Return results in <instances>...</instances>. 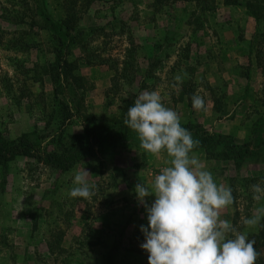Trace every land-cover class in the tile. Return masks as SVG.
Returning <instances> with one entry per match:
<instances>
[{
    "label": "rangeland",
    "instance_id": "374dc122",
    "mask_svg": "<svg viewBox=\"0 0 264 264\" xmlns=\"http://www.w3.org/2000/svg\"><path fill=\"white\" fill-rule=\"evenodd\" d=\"M208 6L91 0L78 28L103 31L85 33L87 46L68 49V58H79L82 87L61 78L54 92L47 74L53 41L38 17L37 25L29 18L44 8L57 19L58 0L36 5L0 0V135L11 139L25 133L39 150H60L72 146L71 135L86 126L97 129L119 117L123 100L133 102L140 92L157 90L181 125L198 123L210 133L253 144L264 137V18L255 29L240 7L220 0ZM184 73L177 84L174 77ZM181 92L189 94V106ZM193 94L204 98L205 110L193 109ZM194 151L218 184L230 187L233 177L236 203L221 217L239 227L258 206L250 185L264 181V147L237 171L230 161ZM162 166L163 155L147 154L139 143L104 144L101 153L65 172L31 157H14L0 166V264H107L109 253L111 264H148L139 228L147 224L146 213L134 186L150 182ZM84 168L97 194L91 200L70 198L73 173Z\"/></svg>",
    "mask_w": 264,
    "mask_h": 264
},
{
    "label": "clouds",
    "instance_id": "9594fccd",
    "mask_svg": "<svg viewBox=\"0 0 264 264\" xmlns=\"http://www.w3.org/2000/svg\"><path fill=\"white\" fill-rule=\"evenodd\" d=\"M174 80L182 83L184 76ZM177 84H173L175 88ZM195 110H205L199 94L191 96ZM125 126L136 133L139 148L154 157H164V166L150 182L135 184L139 205L147 224L139 226L144 236L140 247L148 253V264H256L261 255L249 231L264 228V181L250 185L257 207L241 218L238 227L221 217V211L236 203L233 189L218 184L200 162L195 149L199 140L181 125V117L166 107L157 90L142 91L127 109ZM89 171L76 170L67 195L91 200L97 194L89 182ZM154 199L149 203L147 197ZM243 229V230H242Z\"/></svg>",
    "mask_w": 264,
    "mask_h": 264
},
{
    "label": "trees",
    "instance_id": "16d2710c",
    "mask_svg": "<svg viewBox=\"0 0 264 264\" xmlns=\"http://www.w3.org/2000/svg\"><path fill=\"white\" fill-rule=\"evenodd\" d=\"M37 1L31 0L35 5ZM177 1H191L195 6L202 9H204L203 7H210L208 6L209 3L213 2V0H152V5L158 7ZM90 2L91 0H58L62 13L57 19L50 17L44 8H39L37 12L34 11L33 16L29 18L30 25H37L36 18L38 17L41 21L39 27L46 30L50 40L53 41L51 46L53 61L48 65L47 74L54 85V92L59 87L58 82L61 78L68 85L78 89L82 87L84 77L77 72L79 58H68V49L75 44L81 47L87 46L90 39L84 40L85 33L93 34L103 31L99 27H89L85 30L78 28V21ZM220 2L222 5L244 9L253 19L255 29L264 18V0H220ZM180 95V97L184 96L186 98L189 106V94L181 92ZM132 104L133 102L130 100H123L122 112L119 117L110 119L105 122L108 124L101 125L97 129L86 126L81 134L71 135L75 140L72 146H62L60 150H39L25 133L11 139H5L0 135V166L4 167L7 162L16 156H24L34 158L42 165L58 172H65L84 157L101 153L104 144L130 145L139 143L136 133L123 123L127 109ZM182 126L193 133L194 139L199 140V146L195 150H202L206 159L230 161L236 171L240 170L250 157L255 156L259 153L260 148L264 147V137L256 139L252 144L250 141L235 140L233 136L228 134L210 133L198 123L185 122ZM84 141L86 145H84ZM261 161H264V158ZM229 181L231 187L234 184L233 177H230ZM233 214L235 215V210ZM262 223H264V220H262ZM249 238L256 241L254 246L261 254L256 264H264V228L257 227L253 233L249 234ZM110 257L111 253L106 257L107 264H111Z\"/></svg>",
    "mask_w": 264,
    "mask_h": 264
},
{
    "label": "crops",
    "instance_id": "0c3cea01",
    "mask_svg": "<svg viewBox=\"0 0 264 264\" xmlns=\"http://www.w3.org/2000/svg\"><path fill=\"white\" fill-rule=\"evenodd\" d=\"M226 134H227V133H226ZM231 135H232V134H231ZM234 136H235V135H234ZM199 153H200V152H199ZM201 153H202V152H201ZM202 154H203V153H202ZM223 162H226V163L228 162V163H230L229 161H223Z\"/></svg>",
    "mask_w": 264,
    "mask_h": 264
}]
</instances>
